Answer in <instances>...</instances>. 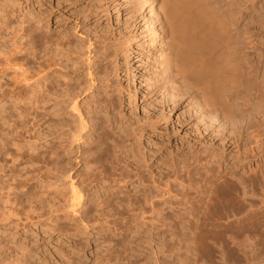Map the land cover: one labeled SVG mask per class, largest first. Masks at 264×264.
<instances>
[{"label": "bare ground", "instance_id": "1", "mask_svg": "<svg viewBox=\"0 0 264 264\" xmlns=\"http://www.w3.org/2000/svg\"><path fill=\"white\" fill-rule=\"evenodd\" d=\"M156 2V7L153 0L131 3L132 14L146 12L143 21L146 15L149 21L154 8L158 12L149 21L150 28L140 31V37L107 27L93 30L96 33L91 37L89 32L82 34L83 29L79 33L77 24L71 32L50 29L55 2L52 5L49 0H32L39 9L45 6L33 12L35 15L22 12L23 2L16 3L21 5L19 10L13 2L0 7V227H32L50 237L96 235L95 244L112 241L109 234L118 237L125 229L145 228L153 234L151 242L163 241L157 248L169 246L166 250L171 251L173 260L185 248L184 256L180 255L184 264H264V163L258 162L264 158V0ZM91 3L82 7L84 23L91 17L100 20L109 12V6ZM76 33L83 37H74ZM139 38L164 44L153 60L156 82L149 85L145 98L147 94L164 95L159 106L165 109L169 104L176 108L186 103L183 98L192 96L197 104L193 103L206 110L198 116L202 124L197 126L196 121L197 128L217 122L220 131L223 126L235 130L236 120H241L240 124L244 120L237 117L238 112H249L252 106L256 113L244 116L261 115V119L245 123L248 131L252 129L249 138H244L232 166L224 163L227 169L223 175L219 173L222 147L218 152V148L195 142L183 154L174 153L179 156L177 161L171 156L170 169L176 174L172 181L183 180L184 174L178 190L170 181L168 168L161 167L166 170L161 174L168 177L156 173L165 181L144 173L142 168L150 157L142 155L139 145L148 129L163 121L164 113L135 116L137 89L132 91L130 82L122 83V78L131 74L135 78L136 69L132 70L130 62L138 56L133 44ZM174 81L177 87L172 85ZM125 92L131 116L125 111ZM83 95L90 96H86L84 112L79 104ZM233 128L226 130L233 132ZM254 160L257 164L254 171L249 170L252 174L236 176L234 169L251 167ZM78 165L82 168L77 171ZM73 170L78 181L62 189L63 178L74 180L70 175ZM129 184L137 185L136 194L129 193ZM255 189L262 190L256 193ZM38 240L33 245L17 241V246L15 241L11 247L1 243L4 254L15 257L8 263L39 264L34 259ZM174 248H181L180 252L175 253Z\"/></svg>", "mask_w": 264, "mask_h": 264}, {"label": "rangeland", "instance_id": "2", "mask_svg": "<svg viewBox=\"0 0 264 264\" xmlns=\"http://www.w3.org/2000/svg\"><path fill=\"white\" fill-rule=\"evenodd\" d=\"M15 1L14 0H12V1L11 0H0V7H2L3 4H5L4 6H6V4L12 5V2H13L14 6L16 7V9L19 8L17 6L21 7V5H22L24 7L23 8L24 10L22 12L23 13H27V15H29V14L32 15V13L35 12V11H36L35 13H37V11H40V10L42 11V9L45 7V6H42V8L39 9V7H38V5H36V3L35 4L32 3V0H27V2L25 0H20V1L19 0H15ZM57 1L58 0H52V1L49 0V2H51L52 5H54V2H55V5H54V7H55L54 11L55 12H53L51 14V16H50V24H49L50 29L52 28L54 30V29L57 28L59 30H64V31L68 30V31H70V29H73V27L77 24L76 25V29H77V31H79V33L83 32V31L84 32H89L91 37H94L95 34L93 35V33H96L93 30L96 29V31H98V30H100L101 27L102 28L104 27L103 29H106L105 27H107L109 30L112 28L115 31V33H118L119 31H121L122 34H125L127 36L130 33V31H132L133 33H135L136 35H138L140 37V35H141L140 31L142 29L146 30V29L150 28V25H149V27H147V25L149 24V21L153 17L154 18L156 17V16H154V14L156 15L158 13L157 10H155V8H154L153 15L151 17H149L150 18L149 21L146 20L148 18V15H146V18L144 19V21L141 20L146 12H142V10H141V11H139V13L132 14L133 5H131V3H132V1L134 2V0H132V1L131 0H101V1L100 0H95V1L94 0H79V1L75 0L74 3H71V1H66V0H59L58 2ZM92 1H94V2H92ZM19 2L20 3L23 2V3L21 5L18 4L16 6V3H19ZM59 2H60V4H58V6H56L57 5L56 3H59ZM89 2L90 3L92 2L91 4L98 3L97 5H103L102 7L109 6V9H108L109 12L106 13L103 17H101L100 20L98 19V17H96V18L95 17H91V18H89V20L87 22L84 23L83 20H82L83 18L81 16V13L84 11V9H86L85 6ZM126 2H127V4H126ZM128 3H130V4H128ZM156 3H157L156 0H153V4L155 5V7H156ZM29 4L30 5L32 4L31 5L32 7ZM26 7H28V8H26ZM56 7H58V8H56ZM26 9L29 10V11H27ZM30 10H31V12H30ZM35 13H33V15H35ZM133 15L135 17H132ZM136 18H137V20H136ZM102 19H104V20H102ZM97 20H99L101 22H98ZM79 22H81V25H79ZM97 22H98V24H97ZM145 25H146L147 28L145 27ZM80 30H82V31L80 32ZM84 32L82 34L85 35L86 33H84ZM91 32H92V34H91ZM79 33H76V35H74V37H76L78 35L77 36L78 38H82L83 36L81 37L79 35ZM148 40L149 39L139 38V40L136 42L137 44L136 43L133 44L136 47V50H137V53H138L137 54L138 56L135 57V60L133 58L131 60V62H130V65L132 66V70L136 69L135 72H134L135 73V78L132 77L131 73H128V74H131V75H129L128 78L127 77L126 78H122V83H124L123 84L124 86L127 83L130 82L131 86H132V88H131L132 91L135 88L137 89V92H136V95H135L137 110H136V108H134L135 116H138V117L142 118V117L146 116V114L147 115L158 116V115H162L164 113L162 115V116H164L163 119H162L163 121L157 126L158 128L157 127L154 128V129L153 128H149L147 133L145 134V136L142 137V141H141L142 145H139L140 150H141V148H142V150H144L143 152L141 151L142 155L145 154V156L148 158V160H149V157H150V160L148 161V163L146 162L144 164V166L145 165L146 166L149 165L147 167V169H146V167L144 168V166L142 168L143 170L145 169L144 173L148 177L151 174H153V175H155L156 173L161 174V170H162L161 167L163 169L166 168V170L168 168L169 169L168 171L170 172V176L168 174L169 172H167V174H168L167 176L166 175L164 176L162 174L161 175L163 177H168V176L171 177L172 176L171 179L169 178L170 181H172V178H174L176 176V174L174 173V171L172 172L173 168L170 169L171 168L170 165L172 164V160L171 159L173 158V157L171 158V156H174L176 153L177 154L179 153L178 155L183 154V151L184 152L187 151L186 149H188L189 145L196 143L195 145L201 144L199 146H203V147L205 146V147L210 148V149H213V147H214V150H217V148H218L219 149V150H217L218 152L221 151L222 149L224 150V158L221 161L224 166L222 165L223 168L219 169L220 175L221 174L223 175L225 173L227 167H229V166L231 167L232 164L235 162V160H236L235 157H237L238 152L240 151V149L243 148L242 145L244 144V142H246V140H248V138H249L248 135H250L249 132L252 129L251 130L249 129V131H248L247 130V124H245V123H247L249 121L255 122L256 118L257 119L260 118L261 115H258L259 114L258 113L257 114L258 116L256 115L257 117L255 118V114H252V115H254L253 118L255 119V121L252 118V115L250 116L252 119H248L247 118V117H249L248 115H249L250 112L251 113H256L257 109L255 110V106H252L251 111L248 110L249 112H247V111L245 112L244 111L243 114H241L242 112H240V114L238 112V116L237 117H239V118L242 117L244 119L243 120L242 118H240V119H242L244 121V123L242 125L244 127H242L240 125L242 124L243 121L240 124L239 121H241V120H238L237 117H236V119H237L236 122H238L237 125L239 124L238 126L240 127V129L242 127L241 130L243 131V133H242L241 130L238 129L237 132L239 134L235 131L237 128H239V127H237V125H236L235 130H234L233 127L226 128L225 126H223V128L221 127L222 129L220 131L219 126H220L221 123L217 124V122H214V124L212 123L209 126L210 129H209V127L206 128L205 126H199L200 128H202L200 130V128H197V126L202 124V123H199L200 119L202 117H199L200 118L199 119L198 116L199 115L202 116V113H204L203 111H206V110L203 108L202 105H200V104H199V106L196 105L197 103H196V101H194L196 99L193 98L192 96L188 97V98L187 97L183 98V99H187L188 101L185 100L186 103L183 102V104H181L180 106H178L176 108L171 107L170 106L171 104H169L168 108H167V105H166L165 109H164V107L161 108L162 106H159L160 105L159 103L162 100V97L164 95H160L159 94V95H154L153 96V95L147 94V96L145 98L144 94L148 91V87H150L154 82H156V75H155L156 74V65L153 63L154 62L153 60L156 59V55L159 53L158 49H160V51H161L163 49L162 46L164 45L163 43L161 44V40H160V42L157 41L158 39L154 40V41H152V40L148 41ZM151 41L155 44L154 48H153L154 44H152ZM120 60H121L120 61L121 63L125 62L123 60V58H121ZM138 60H141V61L137 62ZM125 68L126 67H124V69ZM154 70H155V72H154ZM84 71H86V70H84ZM123 74L124 73H122L121 75H123ZM159 78H160V76H159ZM83 79L85 81V80H87V77L85 76V77H83ZM174 82H172L173 86H175L177 84L176 81H174ZM169 83L171 85V82H169ZM175 87H177V85ZM148 95L150 96V98L148 97ZM86 96L88 98L90 97L88 95H86ZM86 96H84V95L81 96V99L79 100L80 108L81 109L83 108L82 109L83 112H84V109L86 107L85 101L88 99ZM128 97H129L128 93L125 92L123 94L125 111L127 110L128 113H129L128 115L131 116L130 111H129L130 106H128V102H127L128 101ZM191 98L193 99V101H192ZM190 101H192V102L190 103ZM188 102L190 104H192V105L189 106ZM193 102H195L196 104L193 103ZM134 105L135 104H133V106ZM169 106H170V108H169ZM192 106H195L194 107L195 109ZM197 107L198 108L200 107V108L197 109ZM187 108L189 109V111H188ZM161 110H163V111H161ZM252 111H254V112H252ZM188 112L191 113V114H193L192 112H194V114H196V112H198V113H197V115L193 114V116H192ZM166 113H167V115H166ZM207 113L211 114L210 112H207ZM209 114H208V116L212 117L211 115L213 113L211 115H209ZM244 114H246L247 117L244 116ZM239 115H241V116H239ZM188 116H192V117H188ZM210 117L209 118L204 117V118H206L205 120L209 121ZM194 121H195V123H193ZM196 121H197V126H195ZM216 124H217V126H215ZM230 126H232V124ZM212 127H213L214 131L211 132ZM204 128H206V131L204 130ZM230 128H233L234 131L232 132L231 130H228V131L226 130V129H230ZM200 133H202V134H200ZM240 133H241V135H240ZM198 135H199V137H197ZM200 135H203V136H200ZM203 138H204V141H203ZM244 138H246V140ZM188 139H190V140L187 143ZM237 139H239V140L237 141ZM200 141H202L203 143L200 142ZM182 142L184 144H187V145H184ZM191 142H193V143H191ZM205 142H207V144ZM235 144L236 145L240 144V146L236 147ZM221 147H222V149H220ZM232 149H234V150H232ZM146 152H147V154H146ZM159 152H161V154H159ZM151 154H153V155H151ZM149 155H151V156H149ZM178 155L174 156L175 161H177L176 158L179 157ZM141 157L142 156H140V159H141ZM262 157H264V156H262ZM168 158H170V160H168ZM166 159H167V161L165 162ZM259 159H258V162L261 161V162L264 163V158H259ZM167 163L169 164V166L167 165ZM224 163H226L227 167H226V165ZM164 164H166V165H164ZM256 164H257V160H254L252 162V164H251V167H250V165L249 166L247 165L248 167L246 166L245 169L243 168L244 171H243L242 168H237V169H234V172L236 173V176H238V175L239 176H241V175L243 176L245 173H246V175L252 174L253 172H251L249 170L251 169L252 171H254V169H255L254 167H256ZM133 165L134 166H132V168L135 167V164H133ZM150 165H151V167H150ZM164 166H166V167H164ZM171 166H173V165H171ZM225 167H226V169H225ZM76 168H77V171H78L82 167L78 165ZM150 170H153V172L150 171ZM166 170H164V171L162 170V173L165 174ZM149 171L152 172V173H150ZM221 171H222V173H221ZM76 172H74V170H73L70 173V175L72 176V179H74V180H71V178H66V180H65L63 178L61 180L62 182L60 181V185H61L60 187L62 189L63 188L65 189V187H66L65 190H67V189H69V188H67V186L70 185L71 181H73V182L74 181L75 182L78 181V176H76L77 175ZM243 172H244V174H243ZM247 172H248V174H247ZM159 174H156L157 177H160ZM182 174H179V179H181L180 176L182 177ZM157 177L155 176V178H157ZM161 177H160V179L163 180V177L162 178ZM182 178L184 180V174H183ZM165 180H166V178L163 181H165ZM183 180L181 179V181H183ZM181 181H179V180L178 181L176 180V182L172 181V182H175V183H173L174 187L177 188L179 186V182H181ZM63 182H64L63 185H65V186L62 187V183ZM177 183H178V185H177ZM136 187H137L136 184H134V185L129 184L127 186V189L129 191V193H131L133 195V194H136V192H138V190H139V188H136ZM176 188H174V189H176ZM263 188L264 187H262V189ZM127 189L125 191H127ZM262 189H255V192L259 193ZM177 190H178V188H177ZM258 190H260V191H258ZM261 192H264V189ZM257 195H258L257 197H259V194H257ZM260 204L261 203L258 202V206ZM263 220H264V217H263ZM77 222H78V220H77ZM131 228L130 229H125L122 232L121 236H118V237L115 236L114 233L113 234H109L108 237L112 240L109 243H104V242H102L103 240H99L98 242L100 244L99 243L95 244L93 240L96 239V235L86 236V235H82V234H76L77 235L76 236V235L71 234V233H66V235L65 234H63V235L61 234V236H58L59 234H54V235H52L50 237L47 234L44 235L43 233H41V231H38V229L34 228L35 231L37 230L36 231L37 235H36L35 231H34V229L32 227L29 228V229H16V230L15 229L14 230H9L8 228L0 227V245H1L0 248L2 247L3 244H6V243H10L11 245H9V246L11 247V246H13L12 242H14V244H15V241H16V246L19 245L20 241H22L24 243L26 240H27V243H29L31 245L32 243H35L34 240L37 241L39 239V237H40V240H38V242H37L40 245L39 251H38V254H37L38 256L34 258V259H36V263H39V264H171V262H172V264H176V263L177 264H184L182 262L184 260V257L182 259L181 256L183 255L182 252H184L185 248H182V249L180 248L181 252H180V249L178 250V249L174 248V249H176L175 253H179V252L180 253H179V257H177L178 259L177 258L175 259V257H174V260H173V257L170 255L171 251L170 250H166L169 246L166 247V248H165V246H163L162 249L161 248L160 249L157 248L156 245L160 244V242H163L162 240L161 241H157V243L154 242V241L151 242L149 237H152L153 234L152 233L150 234L149 233L150 231L146 230L145 228H143L144 230L142 228L138 229V230L137 229L133 230V228L132 229ZM167 229H169V228H167ZM17 231H19V233ZM33 233H34V235H33ZM115 233H117V232H115ZM155 233H156V231L154 232V234ZM26 235L29 236V239L26 238ZM31 235H33V236H31ZM35 237L37 239H35ZM24 239H26V240L24 241ZM167 239L168 238H166V241H167ZM32 240H33V242H32ZM60 240L62 242H60ZM17 241H19V242H17ZM1 243H3V244H1ZM154 243H155V245H154ZM183 244H182V246L185 247ZM160 245H163V244H160ZM16 246L14 247V249L17 248ZM97 246H98V248H97ZM6 248H9V247H6ZM174 249L172 250V254L174 252ZM0 253H1L0 254V263L1 264L4 261L5 258H6L5 261H4L5 263L3 262V264H6V263L11 262V261L13 262L14 259H15V257H12V258H14V259H12L10 257L11 255L9 256V252L4 254L3 247L0 249ZM2 254H3V257H2ZM8 259H10V261H8ZM179 259H180V261H179ZM6 260H7V262H6Z\"/></svg>", "mask_w": 264, "mask_h": 264}]
</instances>
